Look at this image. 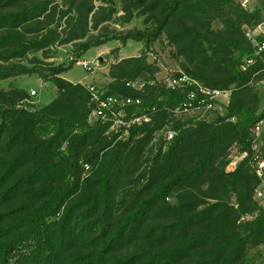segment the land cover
Masks as SVG:
<instances>
[{
    "label": "trees",
    "instance_id": "16d2710c",
    "mask_svg": "<svg viewBox=\"0 0 264 264\" xmlns=\"http://www.w3.org/2000/svg\"><path fill=\"white\" fill-rule=\"evenodd\" d=\"M120 1L126 22L148 11L151 26L110 28L115 0H0V80L35 73L57 91L35 107L26 90L0 87V264H250L264 246L252 161L254 140L264 159V131L252 132L264 119V65L242 69L253 53L243 25L261 18L236 0ZM116 35L147 50L166 43L181 59L170 75L230 90L224 114L175 116L184 95L164 88L141 53L111 64L97 86L140 98L151 123L124 140L88 123L85 84L46 55L71 44L77 62Z\"/></svg>",
    "mask_w": 264,
    "mask_h": 264
},
{
    "label": "built area",
    "instance_id": "2783aa9c",
    "mask_svg": "<svg viewBox=\"0 0 264 264\" xmlns=\"http://www.w3.org/2000/svg\"><path fill=\"white\" fill-rule=\"evenodd\" d=\"M239 4L243 9L248 10L249 0H239ZM243 30L245 37L251 42L253 53L244 59L242 69L252 65L256 59L261 60L264 65V18L252 25L244 24ZM77 62L87 70H92V67L97 64V61L92 60H78ZM158 81L164 88L181 92L184 95L179 104L172 109L175 116L196 114L203 110L205 113L195 115L196 117L193 118L207 119L206 113H211L214 116L221 115L229 103L230 90L204 86L183 72L177 76H162ZM149 83L154 84L155 82ZM145 84L141 81L125 83L126 87L137 91H143ZM85 88L89 94L88 123L105 124L107 126L105 134L114 140H124L129 135L131 128L151 123L154 108L152 111L137 112V107L141 104L140 98L107 94L104 88L93 83L85 84ZM262 131H264V119L256 121L252 127V132L256 136ZM173 134L174 132L171 130L164 132L166 139H171ZM252 150L255 172L262 179V184L254 191V197L264 205V159L260 154L259 144L256 140L252 142ZM244 155L242 154L240 158Z\"/></svg>",
    "mask_w": 264,
    "mask_h": 264
},
{
    "label": "rangeland",
    "instance_id": "374dc122",
    "mask_svg": "<svg viewBox=\"0 0 264 264\" xmlns=\"http://www.w3.org/2000/svg\"><path fill=\"white\" fill-rule=\"evenodd\" d=\"M236 1L239 2V0ZM120 2V0H115L113 17L108 23L110 28L126 30L133 27L144 29L151 26L150 18H148V11L143 13H138L137 10L134 11L130 20L126 22V20L120 16L123 13ZM98 3L99 2L97 1L96 4ZM49 50L45 61L52 62L53 64H65L67 69L62 72L60 76L73 83H93L95 85L103 86L106 81L109 80L107 73L111 64L126 57L138 56L141 53L146 54L147 60L150 63L156 64L159 78L162 76H168L181 69V59L177 58V56L171 52V47L166 43L154 44L147 50L142 41L127 39L123 42L119 35H116L114 39L107 40L103 45L91 47L79 57V60L97 61V64L92 67V70H87L79 65L78 62L72 61L75 56L71 44L53 45ZM40 54L41 52L37 53L38 56H40ZM42 59L45 58L43 57ZM258 85H261V90L264 96V81L260 82ZM9 86L22 88L29 92V101H31V104L35 107L48 104L56 96L57 92L56 87L51 80H42L35 73L0 80V87L6 88ZM203 113L205 112L202 110L199 113L188 114L182 117L189 119ZM223 114L224 111L221 112V115ZM206 118H214V115L206 113ZM236 155L237 150L232 147L230 150L231 158L235 160L237 158ZM231 167H233V164H229L227 169H230ZM249 263L264 264V246L253 250V255Z\"/></svg>",
    "mask_w": 264,
    "mask_h": 264
},
{
    "label": "crops",
    "instance_id": "0c3cea01",
    "mask_svg": "<svg viewBox=\"0 0 264 264\" xmlns=\"http://www.w3.org/2000/svg\"><path fill=\"white\" fill-rule=\"evenodd\" d=\"M248 10L255 17L264 18V0H249Z\"/></svg>",
    "mask_w": 264,
    "mask_h": 264
}]
</instances>
